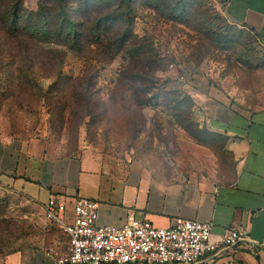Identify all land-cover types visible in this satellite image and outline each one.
<instances>
[{"label":"rangeland","instance_id":"374dc122","mask_svg":"<svg viewBox=\"0 0 264 264\" xmlns=\"http://www.w3.org/2000/svg\"><path fill=\"white\" fill-rule=\"evenodd\" d=\"M37 1L24 4L35 9ZM129 2L132 31L150 40L156 63L141 102L117 87L127 61L121 54L97 62L64 47L60 59L48 46L31 47L28 81L13 79L4 89L0 83V135L39 138L49 153L87 147L114 165L184 163L197 152L189 133L201 132L187 116L188 99L177 92L169 61L179 55L186 68L209 70L240 98L250 100L264 86V46L248 29L227 20L219 0ZM29 210L27 197L0 189V259L36 239L40 221Z\"/></svg>","mask_w":264,"mask_h":264},{"label":"crops","instance_id":"0c3cea01","mask_svg":"<svg viewBox=\"0 0 264 264\" xmlns=\"http://www.w3.org/2000/svg\"><path fill=\"white\" fill-rule=\"evenodd\" d=\"M219 2L227 20L264 46V0ZM183 64L184 79L175 88L188 97L193 121L207 132L202 142L190 137L197 152L189 162L114 165L87 147L49 153L39 138L0 135V189L27 197V214L40 221L36 239L5 254L0 264H49L46 249L65 250V235L43 214L52 193L64 197L67 209L76 196L96 200L95 221L102 224L133 217L166 226L181 217L209 221L213 236L239 227L246 239L211 261L192 264H264V86L250 100L240 98L227 80Z\"/></svg>","mask_w":264,"mask_h":264},{"label":"trees","instance_id":"16d2710c","mask_svg":"<svg viewBox=\"0 0 264 264\" xmlns=\"http://www.w3.org/2000/svg\"><path fill=\"white\" fill-rule=\"evenodd\" d=\"M129 1L38 0L36 8L31 9L24 0H0L1 88L12 84L13 79L28 81L25 70L31 68V47L48 46L46 50L57 52L59 59L64 54L60 47H64L88 61H109L118 54L126 57L117 87L129 92V97L139 104L151 86L156 63L150 40L132 31ZM169 4L166 6L171 9ZM54 74L59 76L58 71ZM187 114L201 132L189 133L190 137L204 141L207 132L193 121L189 99Z\"/></svg>","mask_w":264,"mask_h":264},{"label":"built area","instance_id":"2783aa9c","mask_svg":"<svg viewBox=\"0 0 264 264\" xmlns=\"http://www.w3.org/2000/svg\"><path fill=\"white\" fill-rule=\"evenodd\" d=\"M183 65L178 57L167 64L177 80L184 79ZM96 206V200L84 196L74 197L69 209L60 194L46 198L44 217L63 232L66 243L64 251H44L49 264H192L211 261L247 238L239 227L213 236L209 221L181 217L172 218L166 226L133 217L118 225L97 223Z\"/></svg>","mask_w":264,"mask_h":264}]
</instances>
